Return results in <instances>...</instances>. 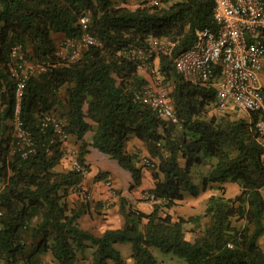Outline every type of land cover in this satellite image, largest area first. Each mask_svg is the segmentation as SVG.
I'll return each instance as SVG.
<instances>
[{
	"label": "trees",
	"instance_id": "trees-1",
	"mask_svg": "<svg viewBox=\"0 0 264 264\" xmlns=\"http://www.w3.org/2000/svg\"><path fill=\"white\" fill-rule=\"evenodd\" d=\"M134 0H0V264H43L50 254L57 264H76L92 250V264H126L117 244H130L134 264H159L153 249L184 264H264V136L232 113L207 118L215 90L185 81L174 59L190 49L197 32L217 29L212 0H181L156 8L128 7ZM89 17V33L100 46L84 49L74 62L60 55L55 35L80 40L81 19ZM175 44L171 55H161L160 71L174 85L171 99L178 125L160 119L135 101L134 90L146 83L138 64L122 52L143 46L149 37ZM14 48L18 56L13 57ZM46 68L28 75L20 102L22 130L33 143L32 152L14 137L5 122L13 119L18 80L25 65ZM264 95V89H263ZM54 113L65 119L66 133L75 138L78 162L87 169L90 148L108 155L132 177L130 190L143 183L139 158L127 150L132 139L141 141L151 160L153 209L146 214L121 195L123 225L100 236L80 225L84 206L71 207L68 196L83 182L81 171H57L63 143L57 139ZM8 130L9 135H5ZM92 133L91 143L85 136ZM215 159L203 179L209 185L237 184L231 198L211 195L203 215L174 218L169 213L185 193L199 195L192 170ZM100 178L108 174H98ZM208 224L193 241L185 225Z\"/></svg>",
	"mask_w": 264,
	"mask_h": 264
},
{
	"label": "built area",
	"instance_id": "built-area-1",
	"mask_svg": "<svg viewBox=\"0 0 264 264\" xmlns=\"http://www.w3.org/2000/svg\"><path fill=\"white\" fill-rule=\"evenodd\" d=\"M179 1L181 0H134L136 7L146 8ZM212 1L213 19L217 29L213 31L211 28H204L198 31L193 46L174 59L175 70L185 81L215 90V100L208 109L234 113L238 119L249 122L253 116H257L256 128L264 136V85L261 81V73H264V0ZM80 25L84 32L82 38L69 40L70 44H76L78 48L100 46V42L89 33L90 18L81 19ZM174 46L167 38L151 36L143 46L128 47L122 54L138 64L137 73L140 74L151 69L156 60L159 65L161 55H171ZM13 57H19L17 48L13 50ZM71 58L78 60L80 51L74 49ZM37 69L39 72L46 71L41 65ZM156 71L157 76H149L144 85L134 90L135 101L150 108L167 123L178 125L180 120L170 94L162 85L163 77L160 76L159 68L156 67ZM14 76L18 83L12 119L13 135L21 139L28 152H32L33 143L30 136L22 130L20 121V102L28 75L14 71ZM48 122L53 123L59 142H65L69 137L66 124L52 115L47 116L42 123L43 127ZM148 163L151 164L149 161ZM73 167L81 171L83 177L87 175L78 159ZM79 195L84 200L90 199L86 190H81ZM146 197L149 200L154 198L150 193ZM2 218L3 211L0 210V230Z\"/></svg>",
	"mask_w": 264,
	"mask_h": 264
},
{
	"label": "rangeland",
	"instance_id": "rangeland-1",
	"mask_svg": "<svg viewBox=\"0 0 264 264\" xmlns=\"http://www.w3.org/2000/svg\"><path fill=\"white\" fill-rule=\"evenodd\" d=\"M166 4H172V3H164ZM128 7L132 10L137 9L135 2L131 1ZM54 38L56 39L60 51V55L63 59L74 62L76 60H73L72 57V52L74 49H77L80 51V56L82 55V52L84 51V47L78 48V45L76 44H70L69 40L65 39L62 35H55ZM157 61V60H156ZM156 61L153 62V66L151 69L141 72L139 74L140 78L142 79H147L150 77L157 76L156 74V67L159 68L160 71V65L156 64ZM160 62V58H159ZM38 65H32L27 63L24 67V73L27 75H32V74H40L41 72L38 71L37 69ZM161 77H163V82L162 85L163 87L167 90V92L171 95L173 90H174V85L171 82H166L164 76L161 74ZM171 97V96H170ZM233 119H238V116L236 114L232 113ZM53 117L61 121L62 123L66 124L67 121L65 119H62L60 117H57L54 113L51 114ZM225 115V113H221L217 110H211V109H206V116L207 118H210L212 116L216 117H221ZM243 117V116H242ZM241 117V118H242ZM14 121L9 120V125L8 127L10 128L9 130L12 131L13 133V127H14ZM86 141H91L92 139V133H88L85 136ZM63 158L60 162V164L57 166V171L64 172V171H69L70 169H74L73 165L74 162L77 161L78 157V147L79 144L76 143L75 138L71 137L69 135L68 139L63 142ZM128 146V145H127ZM135 147H133L134 149ZM133 154H136L139 158V167H143L144 172L148 171L152 175V168L153 166L148 163V161L155 163L154 160L152 161L150 158L149 154H144L142 149L140 147L135 148V150H132ZM97 152H94L90 156V161L93 164H99L100 166H103L105 168H108L109 170L113 171L116 175L118 180H121V185L126 186V189H124L122 192H125V198L129 201V203L137 202V203H149L151 202V206L153 205L152 201L147 199L146 195L149 194L146 192L145 194L141 195L142 201H138L137 197L138 191L137 189L135 190H130V185L126 183V178L121 177L118 173L119 170V164L117 161L111 159L110 157L104 156L103 159H100L97 156ZM216 163L215 159H207L205 163L201 166H196L192 170V177L194 183L199 187V195L198 196H193L190 193L186 192L185 197L183 201H180L177 203V205L169 211L171 215L174 216L175 219L179 217H184L188 219L189 217H194V216H200L203 215L206 209L207 201L211 195H224L226 198H231L235 197L240 193V187L237 184H230L227 183L223 185V190L220 191L218 190V185H209L206 189H204L203 186V179L209 175L211 172L214 164ZM95 166V165H94ZM96 167V166H95ZM98 168V167H97ZM87 175H85L83 178V182L87 181V189L84 188V186H80V188L76 191L75 193L78 194L79 198L75 202L77 203L76 206H84V213L82 214L79 222L80 225L83 229L89 230L93 232L95 235L100 236L103 232L108 230L110 227L112 229H115L120 226V221L118 222V219L122 216L119 213V197L120 190L113 188V179L108 178L109 172H105L104 170H101L100 168L96 170V174L93 172L94 169L90 168V165L87 169ZM128 173L127 171H125ZM103 174L107 173V177L100 178V175L97 176L98 174ZM130 177V176H129ZM151 177V176H150ZM82 182V183H83ZM146 183H151V180L147 179L145 181ZM110 183V185H108ZM4 185L0 183V191L3 189ZM81 190H86L90 194V199L89 200H84L80 197L79 192ZM121 192V195H123ZM263 195H264V189H263ZM68 196V201L71 203V199ZM134 205V204H133ZM110 214H112V219H110ZM123 219V218H122ZM208 224V219L205 218L202 220L200 225H196L194 222H189L185 225V235L186 239L193 241L195 237L205 229V227ZM123 225V224H122ZM121 225V227H122ZM264 245H262L263 247ZM116 249L121 252L123 259L125 260L126 264L129 263V259H132V251L129 254V251L132 250L131 245L126 243V244H117ZM153 253L158 260L159 264H184L183 260H178L174 258L171 255H165L160 252V250L154 248ZM92 250L86 251L84 254L79 255V261L76 264H92ZM45 257H49L50 261L53 264H57L56 261L52 258L50 254L44 255L42 257V262L43 264H48L47 261H44ZM133 260V259H132ZM134 264V261L131 263Z\"/></svg>",
	"mask_w": 264,
	"mask_h": 264
},
{
	"label": "crops",
	"instance_id": "crops-1",
	"mask_svg": "<svg viewBox=\"0 0 264 264\" xmlns=\"http://www.w3.org/2000/svg\"><path fill=\"white\" fill-rule=\"evenodd\" d=\"M158 64V63H157ZM261 81H262V83H263V85H264V73H261ZM2 123H0V135L3 133V131H4V129H2V125H1ZM5 124L6 125H9V122H5ZM5 135L6 136H8L9 135V132H8V130H5ZM89 143H91V141H88ZM133 147H135V148H138V147H140L141 149H142V151H143V153L144 154H148V152H147V149H146V147L144 146V144L141 142V141H139V140H137V139H132L129 143H128V146H127V150H128V152H133L132 150H135V148L133 149ZM94 152H97V156L100 158V159H103V157L104 156H107V157H109L108 155H105V154H103V153H101V152H99L97 149H94V148H90V154L86 157V163H87V165H90V168L91 169H94L93 170V172L96 174V170H98L99 168L101 169V170H104L105 172H109L110 174H109V176H108V178H112L113 179V183H114V185H113V188H115V189H118V190H120V192H122L124 189H126V186H123V185H121L120 183H121V180H118V178H117V175L113 172V171H111V170H109L108 168H105V167H103V166H100L99 164H93L91 161H90V156L94 153ZM96 167H95V166ZM98 167V168H97ZM126 170H124L122 167H120L119 166V170H118V173H119V175L121 176V177H124V178H126V183H127V185L129 184L130 185V183L132 182V177H131V174L128 172V173H126L125 172ZM130 176V177H129ZM151 176V177H150ZM143 183H142V186L140 187V188H137V190H139L138 191V194H136V195H138V197H137V200L138 201H142L143 199H142V197H141V195H143V194H145L146 192H148V190L150 191L152 188H153V179H152V175H151V173L150 172H148V171H146V172H144V174H143ZM147 179H149V180H151V183L149 184V183H146L145 181L147 180ZM87 184H88V182L87 181H84L83 183H82V186H84V188L85 189H87ZM3 188V187H2ZM122 196H125V192H122ZM70 199H71V203H69L70 204V206L71 207H76V200H78V199H80L79 198V196H78V194L77 193H75V192H73L70 196ZM69 199V200H70ZM69 202V201H68ZM151 202H149V203H137V202H133V203H131L132 205H133V207L134 208H136V209H138V210H140V211H142V212H144V213H146V214H150L151 212H152V209H153V206H151V204H150ZM112 214H110V219H112ZM120 221V226L119 227H117V228H115V229H118V228H121V225L123 224V219L120 217V219H118V222ZM109 229H112V227H110ZM259 244L261 245V247H262V245H264V236L260 239V241H259ZM263 249H264V246L262 247ZM132 250H130L129 251V254L128 255H130V252H131ZM44 261H47L48 262V264H53L51 261H50V258L49 257H45L44 258ZM129 261H130V264L133 262V260L130 258L129 259ZM127 264H129V263H127Z\"/></svg>",
	"mask_w": 264,
	"mask_h": 264
}]
</instances>
